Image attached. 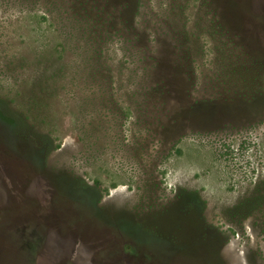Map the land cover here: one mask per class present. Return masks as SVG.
<instances>
[{
	"label": "rangeland",
	"instance_id": "obj_1",
	"mask_svg": "<svg viewBox=\"0 0 264 264\" xmlns=\"http://www.w3.org/2000/svg\"><path fill=\"white\" fill-rule=\"evenodd\" d=\"M264 264V0H0V264Z\"/></svg>",
	"mask_w": 264,
	"mask_h": 264
},
{
	"label": "trees",
	"instance_id": "obj_2",
	"mask_svg": "<svg viewBox=\"0 0 264 264\" xmlns=\"http://www.w3.org/2000/svg\"><path fill=\"white\" fill-rule=\"evenodd\" d=\"M7 261L16 262L18 261L19 264H28L25 260L24 251L23 250H16L13 249L12 251H7Z\"/></svg>",
	"mask_w": 264,
	"mask_h": 264
},
{
	"label": "flooded vegetation",
	"instance_id": "obj_3",
	"mask_svg": "<svg viewBox=\"0 0 264 264\" xmlns=\"http://www.w3.org/2000/svg\"><path fill=\"white\" fill-rule=\"evenodd\" d=\"M6 256H7V254H6Z\"/></svg>",
	"mask_w": 264,
	"mask_h": 264
}]
</instances>
